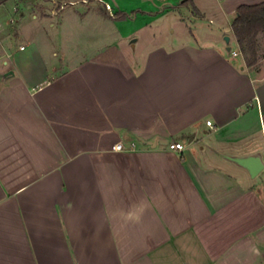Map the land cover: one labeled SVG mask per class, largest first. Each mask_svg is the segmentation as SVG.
I'll list each match as a JSON object with an SVG mask.
<instances>
[{
  "label": "crops",
  "instance_id": "0c3cea01",
  "mask_svg": "<svg viewBox=\"0 0 264 264\" xmlns=\"http://www.w3.org/2000/svg\"><path fill=\"white\" fill-rule=\"evenodd\" d=\"M66 1L0 0V264H264V169L232 161L264 165V49L230 29L264 0Z\"/></svg>",
  "mask_w": 264,
  "mask_h": 264
},
{
  "label": "trees",
  "instance_id": "16d2710c",
  "mask_svg": "<svg viewBox=\"0 0 264 264\" xmlns=\"http://www.w3.org/2000/svg\"><path fill=\"white\" fill-rule=\"evenodd\" d=\"M120 18L125 19L126 16L122 15ZM230 29L236 39L239 52L245 57L246 65H255L257 62L256 38L259 33H264V2L239 6L235 11V18Z\"/></svg>",
  "mask_w": 264,
  "mask_h": 264
},
{
  "label": "built area",
  "instance_id": "2783aa9c",
  "mask_svg": "<svg viewBox=\"0 0 264 264\" xmlns=\"http://www.w3.org/2000/svg\"><path fill=\"white\" fill-rule=\"evenodd\" d=\"M77 6H100L102 7L105 11L108 12L109 17L115 18L113 14V9L111 8L110 4L106 0H75V1H66V2H53L52 3V8L50 10L51 15H58L59 13H62L68 9L77 7ZM20 50L23 49V47L19 48ZM233 57L238 56L240 54L239 52H232L230 51ZM207 125H210V122H206ZM134 149V144H130L128 148L126 149L123 144L117 143L113 146L112 150L115 152H124V151H131ZM170 150H182L183 146L180 143H171L169 145Z\"/></svg>",
  "mask_w": 264,
  "mask_h": 264
},
{
  "label": "water",
  "instance_id": "95a60500",
  "mask_svg": "<svg viewBox=\"0 0 264 264\" xmlns=\"http://www.w3.org/2000/svg\"><path fill=\"white\" fill-rule=\"evenodd\" d=\"M224 42L226 45L229 44L228 36L224 37ZM227 50L230 51L229 46H227ZM232 161L245 168L251 177L257 176L264 169V165L258 157L232 158Z\"/></svg>",
  "mask_w": 264,
  "mask_h": 264
},
{
  "label": "rangeland",
  "instance_id": "374dc122",
  "mask_svg": "<svg viewBox=\"0 0 264 264\" xmlns=\"http://www.w3.org/2000/svg\"><path fill=\"white\" fill-rule=\"evenodd\" d=\"M186 4V3H185ZM84 10H86V11H95V12H101V10H103L106 14H107V16H109V14H108V12L107 11H105L103 8H101L100 6H86V7H84ZM113 14H114V16H115V18H111V19H121L120 17L123 15V14H121V13H118V12H115L114 10H113ZM134 14H136V12L135 13H132V15H134ZM123 33L125 32V31H122ZM122 32H119V36H121L120 34H123ZM262 36H264V33H259V35H258V40H257V38H256V49H257V41L259 42L258 44H260V46H261V49H264V47H262V45L264 46V39H263V37ZM230 46H231V48H235V46H234V44H233V41L231 40V42H230ZM256 58H257V53H256ZM243 59H245V57L243 56ZM245 61V60H244ZM257 63V62H256Z\"/></svg>",
  "mask_w": 264,
  "mask_h": 264
},
{
  "label": "clouds",
  "instance_id": "9594fccd",
  "mask_svg": "<svg viewBox=\"0 0 264 264\" xmlns=\"http://www.w3.org/2000/svg\"><path fill=\"white\" fill-rule=\"evenodd\" d=\"M140 216L139 215H133L132 213L127 214V219L128 220H133L134 222H139L140 221Z\"/></svg>",
  "mask_w": 264,
  "mask_h": 264
}]
</instances>
